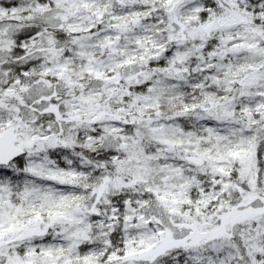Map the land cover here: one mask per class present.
Wrapping results in <instances>:
<instances>
[{
    "label": "snow or ice",
    "instance_id": "snow-or-ice-1",
    "mask_svg": "<svg viewBox=\"0 0 264 264\" xmlns=\"http://www.w3.org/2000/svg\"><path fill=\"white\" fill-rule=\"evenodd\" d=\"M0 264H264V0H0Z\"/></svg>",
    "mask_w": 264,
    "mask_h": 264
}]
</instances>
